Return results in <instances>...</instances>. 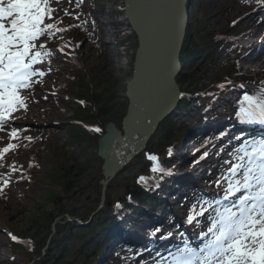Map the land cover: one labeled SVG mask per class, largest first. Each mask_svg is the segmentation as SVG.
<instances>
[{
	"label": "rangeland",
	"instance_id": "1",
	"mask_svg": "<svg viewBox=\"0 0 264 264\" xmlns=\"http://www.w3.org/2000/svg\"><path fill=\"white\" fill-rule=\"evenodd\" d=\"M198 1L199 5H201L197 6L196 1L194 7L196 10L192 18L193 21L196 22L195 25L201 21L202 26L200 31L197 30V35L196 33L194 34V37L198 38L201 36L203 39L204 32L205 34L207 33L208 37L204 38V42H209L211 46L213 43L210 40L213 39L216 34L223 32L227 27V23L236 20L237 17L242 16L245 12V14L251 13V10L249 11L250 4L247 5L245 0ZM237 1L240 5L237 4ZM124 3L125 0H50V6L54 9L53 18L55 22L64 20L67 24L80 25L84 29L85 34H89L92 31V22L96 24L97 31L102 35V40L106 43L108 55L113 60L112 65L115 67V73L120 78L124 76L126 70L130 69L131 61L129 63L128 60L131 58L132 53L130 51L128 60H122L123 55L116 56V54H113L111 51L112 46L110 44L107 45V43H113L116 38L113 29L115 25L120 28V30L124 29L125 25L122 21H124L125 16L121 13ZM92 5L97 6L98 13L100 14V16L98 15L99 17H96V14L93 13L92 9L94 8L91 7ZM101 10L103 11V15L100 13ZM60 42V37L54 34L46 39L42 38V43L46 45L44 50L52 52V55L51 57H45L43 65L38 66L37 70H42L46 74L42 77H34L35 82L30 88H36L37 92L35 94L29 93L28 89L22 91L21 94L26 98L27 109H20L17 112L18 119L6 127L0 144V153H2V150L11 142L10 133L12 129H17L19 132L18 134H20V139L18 141L20 145L17 149L6 154L7 163L22 164L20 169H24L29 160L31 150L33 148H38L35 152L39 158L38 164H40L38 165L40 169L31 173L32 178L31 174H29L24 177V179L13 180L9 185L8 189L11 190V199L7 203L5 209L0 211V264H27V259L25 260V257L22 255L23 248L19 247L18 245L20 244H16L9 234L14 235V233L17 234L25 230V222L27 219L24 221V217L20 215L25 213L30 216L31 214H41L43 212L42 206L49 207L55 195L56 197L60 196V189L57 183L60 179L57 177V169L68 163L63 162L62 155L66 154L67 151L75 155L82 154L85 147H88L89 151H97V146L95 144L90 145L85 143L81 145L77 141L70 142L72 140L70 138L71 131L69 134V124H67V122L75 120V110L79 106L77 102L74 101L76 99L75 95L68 96L66 101L67 107L66 109H62L61 106H59L56 96L52 92L53 90L51 88L53 86L62 85L66 82V68L62 64L63 55L58 52L57 49ZM206 43L204 46H202V43L196 46L195 49L198 51L199 55L195 56V58L189 62L185 70L187 76H191L192 78L197 76L199 78L197 82H195V79L192 80L193 85H190L189 89H191L190 91H194L195 89V92H200V94L204 92L203 87L211 86L212 83L209 79L212 77L211 79L214 81L215 78L213 76L216 75L225 64V56H223L225 55V51H222V53L220 52V56L218 55L213 62L210 61V58H206L207 53L205 52L210 48V44ZM91 44L92 43H89V45H87L85 51L90 55H94L95 49L92 48ZM213 45L215 46V43ZM211 51L212 48L210 52ZM97 63L96 58H93L87 61L83 68L89 70L95 67ZM122 64H124V69L120 68ZM262 66H264V63L253 70L250 68L249 71L259 70ZM85 83H87L86 80ZM95 88L96 87H94V89ZM27 101H29L28 104ZM171 120L173 121L174 128L178 126L175 122L176 120H178L179 124H183L184 127H187L190 123L187 122L181 114L172 117ZM89 135H91V133H89ZM184 141L188 143L187 146L197 144L195 137L191 135L187 136ZM27 143H30L33 148L26 151V147H28L26 146ZM64 145L70 146L65 147ZM84 158L85 157L81 158V160L83 161ZM137 160L138 159L132 161V164L129 166L131 168L130 171L128 169L127 172H122L121 175L110 183L107 193L114 192L115 198H117L116 193H120V195L123 194L124 186L131 182L128 180L130 175H132L131 172L134 170L135 164L138 162ZM99 163V161H96V163L93 164L94 168L88 170V172L80 178L82 186L79 189H75L70 195L72 203L69 205L66 215H69L70 222L74 229L80 228L81 223L78 222V220H83L82 223H87L90 219L89 215L85 216L80 212V208L81 205L85 203L86 198L91 200L93 197V186L101 176L99 172ZM24 164L25 166H23ZM206 183L207 182H204L205 185ZM95 194L96 196L100 195L99 187H96ZM91 203H93V200ZM95 205L96 200L93 203V206ZM75 206L77 209H75ZM73 207L74 210H72ZM17 208H20L22 213L19 214L20 217L15 213ZM12 215L15 220L11 219ZM37 216L39 217V215ZM67 220L68 218L66 217L65 221ZM78 234H80L78 241H72V239L62 241L66 243L71 242V251L66 254L67 258L64 264H107L110 260L111 262L116 261L121 253H123L124 256L130 254L125 248L122 249V247L116 246L110 253L108 250L106 254L100 256L102 250L100 251V246L97 248L95 245L97 237L102 235L98 227L92 229L87 237L82 236L84 232H78ZM60 245L65 244L60 243ZM104 245L103 243V246ZM79 250H81V252ZM75 251H78V254H76ZM56 254L58 255L59 252H56ZM132 264H137V260L134 259ZM160 264H164V262Z\"/></svg>",
	"mask_w": 264,
	"mask_h": 264
},
{
	"label": "snow or ice",
	"instance_id": "2",
	"mask_svg": "<svg viewBox=\"0 0 264 264\" xmlns=\"http://www.w3.org/2000/svg\"><path fill=\"white\" fill-rule=\"evenodd\" d=\"M255 2L264 4V0ZM53 12L50 0H0V130L7 126L13 113L26 110L22 91L31 87L34 77L46 74L37 70L45 57L52 55L42 51L46 48L42 38L64 31L54 21ZM237 104L235 115L239 122L264 124V82L253 93L245 91ZM91 130L102 131L99 127ZM218 135L223 138L227 133ZM10 136L18 138V130L13 128ZM234 139L238 144L230 153L231 159L225 162L227 169L215 181L218 188L223 187L222 198L197 200L189 210V224L208 213V226L198 234L201 242L192 245L182 241L183 247L161 257L164 264H264V137L258 141ZM14 147L9 143L2 153ZM208 155L205 150L201 159ZM147 158L157 162L151 168L153 173L165 171L155 155L148 154ZM138 182L146 183V178L139 177ZM9 183V179H4L0 190ZM160 232L156 228L152 234ZM9 235L18 242L16 236Z\"/></svg>",
	"mask_w": 264,
	"mask_h": 264
},
{
	"label": "water",
	"instance_id": "3",
	"mask_svg": "<svg viewBox=\"0 0 264 264\" xmlns=\"http://www.w3.org/2000/svg\"><path fill=\"white\" fill-rule=\"evenodd\" d=\"M191 3L192 0L127 2L128 16L141 48L129 84L130 106L123 128L110 122L99 141L105 177L112 178L144 148L160 122L180 101L176 66L186 42ZM107 181L103 182L104 189Z\"/></svg>",
	"mask_w": 264,
	"mask_h": 264
},
{
	"label": "trees",
	"instance_id": "4",
	"mask_svg": "<svg viewBox=\"0 0 264 264\" xmlns=\"http://www.w3.org/2000/svg\"><path fill=\"white\" fill-rule=\"evenodd\" d=\"M72 34L77 39V42H79L76 31H73ZM100 57H102L103 61L95 67L87 70L82 69L80 65L75 63L69 73L70 85L68 84V87L72 89L71 94H74L83 101L76 108L74 119L84 123L100 122L99 125L102 130L94 135H89L81 125L70 124L71 139L79 142L81 145L88 143L97 146L98 137L104 132L105 124L109 120L118 121L121 119L125 114L128 103L125 95H122L126 88V84L124 83L126 81V74H124V80L116 76L115 68L107 56L103 55ZM183 76L184 82L190 81L186 75ZM85 80L87 83H85ZM91 86L96 87L95 90L92 91ZM93 107L97 111L93 112ZM166 128L167 126H165L164 130ZM161 146L162 144L157 145V149ZM83 157L85 158L82 161L81 158ZM62 160L68 163L57 169V177L60 179L57 182L60 196L56 197L55 195L49 207L42 206L43 212L41 214H31V216L27 213L22 214L20 208H17L15 212L18 214V217H24V221L27 219L25 230L18 233L20 238L26 241V244L18 246L23 248L22 255L25 257V260L27 259V264L31 262H33L32 264H64V261H66L65 254L69 253L71 242L66 243L62 241H68L69 239L77 240V235L73 231V228H66L65 225L60 223L56 226L57 232L51 237L53 224L59 216L66 214L69 205L72 203L71 193L82 186L80 178L88 170L94 168L93 164L96 161L100 163L101 161L98 158L97 151H89L88 147L83 149L82 154H64L62 155ZM75 209H77L76 206ZM80 209V212L83 214L91 211L90 204L86 203L81 205ZM72 210H74V207ZM19 214L22 215L19 216ZM101 218L98 217L96 221L98 222ZM11 219L15 220L13 215ZM50 237V247L44 254L43 249L46 247ZM60 243H64L65 245H60ZM56 252H59V254L57 255Z\"/></svg>",
	"mask_w": 264,
	"mask_h": 264
},
{
	"label": "bare ground",
	"instance_id": "5",
	"mask_svg": "<svg viewBox=\"0 0 264 264\" xmlns=\"http://www.w3.org/2000/svg\"><path fill=\"white\" fill-rule=\"evenodd\" d=\"M233 11V10H232ZM256 14V13H255ZM249 19H251V21H250V24H249V26L246 28V30H245V34H249L251 31H252V33H255L256 31H259L260 29H263V26H264V18L262 17V16H260V18H255V16H254V14H251L250 16H245L244 18H242V20L241 21H247V20H249ZM263 19V20H262ZM249 52V50H246L243 54L245 55H248L247 53ZM250 56V55H249ZM248 56V57H249ZM246 58V57H245ZM260 58L258 57L256 60H259ZM254 63V62H253ZM251 66L250 67H252V66H254V64H250ZM29 92L30 93H33V94H35L36 92H37V90L36 89H29ZM27 103H29V101H27ZM193 109H190V111H191V114H196V113H192V112H194V111H192ZM181 115H183V113L181 114ZM194 116H197V115H194ZM183 118L187 121V122H192L193 120H194V117H185V115L183 116ZM18 118H17V115H13V118L12 119H10V121H9V123L10 122H12V121H15V120H17ZM180 119H182V118H180ZM176 123H178V120H176L175 121ZM8 123V124H9ZM6 128V127H5ZM5 128L4 129H2V130H0V143H1V141H2V139H3V135H4V131H5ZM175 131H176V133L177 134H183V132H185V129H184V126H183V124H179L178 123V126L176 127V129H175ZM56 134V133H55ZM242 135V138H244V139H247V137H249V136H247V135H245L243 132L242 133H238V134H236V137H239V136H241ZM250 137H254V134H250ZM252 138H250V140H251ZM184 188V186L182 187V189ZM184 190H186V194H188L189 193V190H190V188H184ZM161 204H164V203H161ZM176 213H178L179 214V212H174L173 213V215L174 216H176ZM170 218H172V217H170ZM160 225L161 226H163V227H165V228H167V229H169L170 228V225H168L163 219H161L160 220ZM177 229H181V227L180 226H178V227H176ZM199 230H200V227H199ZM187 237L189 238V239H191V241H188V239H187ZM176 240H177V243H176V246H175V250H176V248L177 247H179V246H181V245H183V243H182V241H187V242H190V244H194V242H201L200 241V239H199V237L198 238H194V237H192L190 234H188V233H182V232H179L178 234H177V238H176ZM109 248H107L106 250H105V253L107 252V250H108ZM175 252V251H174ZM105 259V258H104ZM140 260V263L141 264H147V263H149L150 261H151V259H147V260H144V259H139Z\"/></svg>",
	"mask_w": 264,
	"mask_h": 264
}]
</instances>
